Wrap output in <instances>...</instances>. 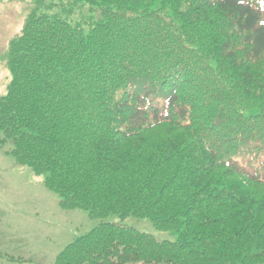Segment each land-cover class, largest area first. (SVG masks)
<instances>
[{
    "label": "trees",
    "instance_id": "obj_1",
    "mask_svg": "<svg viewBox=\"0 0 264 264\" xmlns=\"http://www.w3.org/2000/svg\"><path fill=\"white\" fill-rule=\"evenodd\" d=\"M33 1L0 146L102 219L55 264H264V0Z\"/></svg>",
    "mask_w": 264,
    "mask_h": 264
},
{
    "label": "rangeland",
    "instance_id": "obj_2",
    "mask_svg": "<svg viewBox=\"0 0 264 264\" xmlns=\"http://www.w3.org/2000/svg\"><path fill=\"white\" fill-rule=\"evenodd\" d=\"M33 0H0V96L10 87L5 62L10 41L21 32ZM0 146V264H54L57 255L78 237L90 232L102 219H92L82 209H64L60 197L26 166H20ZM116 221L151 233L158 239H176L173 231H159L148 218L128 217ZM11 259V260H9ZM136 264H144L138 262Z\"/></svg>",
    "mask_w": 264,
    "mask_h": 264
}]
</instances>
